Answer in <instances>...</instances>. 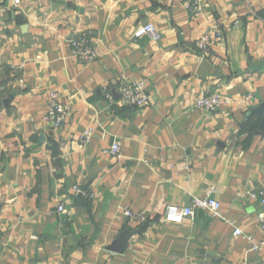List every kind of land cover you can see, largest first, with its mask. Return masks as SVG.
I'll use <instances>...</instances> for the list:
<instances>
[{
	"label": "crops",
	"instance_id": "obj_1",
	"mask_svg": "<svg viewBox=\"0 0 264 264\" xmlns=\"http://www.w3.org/2000/svg\"><path fill=\"white\" fill-rule=\"evenodd\" d=\"M186 1L22 0L0 17V264H264V247L235 235L264 242L248 196L264 187V135H240L264 103V0H201L197 17ZM147 23L161 41L134 39ZM215 29L223 39L204 54L197 42ZM83 34L99 53L89 66L72 55ZM138 81L143 109L106 100ZM214 93L227 104L195 108ZM55 94L71 107L58 128L44 121ZM212 189L222 218L166 221ZM124 231L141 232L112 251Z\"/></svg>",
	"mask_w": 264,
	"mask_h": 264
},
{
	"label": "built area",
	"instance_id": "obj_2",
	"mask_svg": "<svg viewBox=\"0 0 264 264\" xmlns=\"http://www.w3.org/2000/svg\"><path fill=\"white\" fill-rule=\"evenodd\" d=\"M22 3V0H7V3L0 7V17L10 12L13 8L18 7ZM185 8L194 14V16H199L203 12V3L201 0H187L184 4ZM133 37L136 40L147 38L154 42H159L162 39V33L159 28L154 23H147L145 25L139 26L133 33ZM223 39V31L221 29H215L214 31L205 34L198 42L197 46L204 54L210 51L212 44L216 41ZM72 55L80 60L84 65L89 66L94 63L98 56V49L92 43L91 39L86 35H80L73 40H71ZM120 99L118 102L114 101L113 95L111 93L106 94V100L110 103H115L118 107H132L136 109H143L150 102V95L147 91L146 84L144 81L132 82L124 84L120 89ZM227 100L220 94L214 93L209 95H201L195 101V108L202 110L206 113H213L219 110L222 106L227 104ZM71 107L65 106L58 101L57 94L52 95L51 101L47 106V110L44 115V121L49 123L54 128L60 127L68 115L70 114ZM93 136V130L88 129L81 138L83 145H87ZM112 156L120 158L122 155V145L119 141L113 143L108 152ZM73 190L78 196L84 198H90L91 195L88 191L81 189L80 186H74ZM210 194L203 198H194L191 205L186 207H181L177 205H171L167 208L165 218L166 221L172 224H181L190 221L195 218L199 211H206L212 217L222 218V204L219 200L212 197ZM248 196L257 201L262 210L257 214L255 223L258 225L259 229L264 233V187L257 189L256 191H250ZM59 212L67 213L64 205L58 207ZM125 215L132 221L141 219L140 215H136L130 210L126 209L124 211ZM230 225H233L231 221H227ZM236 236H245L251 244H253L254 249H261L264 247V242L260 244H255L254 239L250 235H245L241 229L235 230Z\"/></svg>",
	"mask_w": 264,
	"mask_h": 264
},
{
	"label": "water",
	"instance_id": "obj_3",
	"mask_svg": "<svg viewBox=\"0 0 264 264\" xmlns=\"http://www.w3.org/2000/svg\"><path fill=\"white\" fill-rule=\"evenodd\" d=\"M257 114L261 117V122L259 129L256 132V135H264V103H261L259 106L252 108L251 115ZM139 232L124 231L120 234L115 243L110 247L112 251L117 253H124L125 250L130 245V240Z\"/></svg>",
	"mask_w": 264,
	"mask_h": 264
},
{
	"label": "trees",
	"instance_id": "obj_4",
	"mask_svg": "<svg viewBox=\"0 0 264 264\" xmlns=\"http://www.w3.org/2000/svg\"><path fill=\"white\" fill-rule=\"evenodd\" d=\"M260 122H261V117L257 114H254L248 117L242 123L241 129H240V135L246 136V141L244 142V146H247V144L254 137V135L259 129Z\"/></svg>",
	"mask_w": 264,
	"mask_h": 264
}]
</instances>
